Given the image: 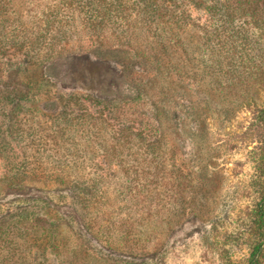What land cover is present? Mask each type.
<instances>
[{"label": "rangeland", "instance_id": "374dc122", "mask_svg": "<svg viewBox=\"0 0 264 264\" xmlns=\"http://www.w3.org/2000/svg\"><path fill=\"white\" fill-rule=\"evenodd\" d=\"M92 1L0 0V264H249L264 0Z\"/></svg>", "mask_w": 264, "mask_h": 264}, {"label": "trees", "instance_id": "16d2710c", "mask_svg": "<svg viewBox=\"0 0 264 264\" xmlns=\"http://www.w3.org/2000/svg\"><path fill=\"white\" fill-rule=\"evenodd\" d=\"M144 1L147 2V4L145 5L144 8L146 10L150 11L149 12L150 13V15H149L150 21L151 22H156V21L160 20V17H155L154 16L156 14V10L160 9V7L159 8L152 7L153 5L156 4L155 1L154 0L153 1L144 0ZM92 2H93V4H95L96 0H93ZM104 7L106 9V6H104ZM102 9L103 8H101V10ZM151 9H152V11H151ZM94 10H96V8H94ZM108 10H109V8H108ZM99 13H100L99 15L102 16L100 11H99ZM99 15H96L91 20H93V21L100 20L99 22H101V23L104 22L105 17L102 16V18H100V17H98ZM96 17H98V18L96 19ZM109 18H111V17H109ZM95 23L98 25L97 22H95ZM60 35L65 37L66 34H65V32L63 34H62V32H60V33H58V37ZM54 38H56V36H54ZM259 118H260L261 122L264 123V107L260 110ZM263 151H264V146H263ZM259 170H260V174H261V176L263 178V186H264V159L260 163ZM262 194H263V196L261 197L260 201H258V203H257V205H256V207L254 209L255 217H256V223H258V228H259V232H260L259 236L261 237V241H260V243H258L257 245L254 246V249H253V251L251 253V256H250L249 264H257V263L260 262L261 252H262V249H263V242H264V189L262 191Z\"/></svg>", "mask_w": 264, "mask_h": 264}]
</instances>
